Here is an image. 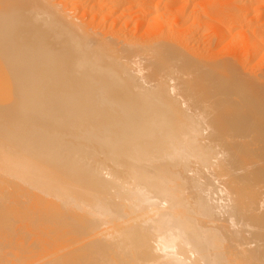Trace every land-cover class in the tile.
<instances>
[{
  "label": "bare ground",
  "instance_id": "bare-ground-1",
  "mask_svg": "<svg viewBox=\"0 0 264 264\" xmlns=\"http://www.w3.org/2000/svg\"><path fill=\"white\" fill-rule=\"evenodd\" d=\"M0 125V264H264V0H0Z\"/></svg>",
  "mask_w": 264,
  "mask_h": 264
},
{
  "label": "rangeland",
  "instance_id": "rangeland-1",
  "mask_svg": "<svg viewBox=\"0 0 264 264\" xmlns=\"http://www.w3.org/2000/svg\"><path fill=\"white\" fill-rule=\"evenodd\" d=\"M207 31H208V30H207ZM207 31H206V32H207ZM206 35L210 36V35H209V31H208V34H206ZM208 36H207V38H208ZM205 37H206V36H205ZM214 48H215V47H213V49H214ZM215 49L217 50V48H215ZM223 52H224V51H223ZM223 52H219L218 55H223V54H225V52H224V53H223ZM220 53H221V54H220ZM0 126H1V125H0ZM42 245H43V244H42ZM43 247H46V248H47V247H49V246H47L46 244H44V246H42V249H44ZM37 250H38V249H37ZM40 250H41V249H40ZM38 251H39V250H38ZM37 253H38V252H37ZM38 254H39V255H38ZM38 254H37V256H39V257L42 259V261H44V259L47 257L46 253H43V257H42V252H41V251H40ZM40 255H41V256H40ZM64 255H65V254H64ZM64 255H61L60 258L62 259V258H63L62 256H64ZM68 255H69V254H67L66 256H64L65 258H63L62 260L59 258V256H58L57 259H56V258H53V259H55V261H57V263H58V261H59V263H61V262L64 263L63 260H64V259H67V260L65 261V263H66V262H68V261L70 260V258H71V255H70V256H68ZM48 257H49V255H48ZM48 257L46 258L47 260L52 259L51 256H50V258H48ZM69 257H70V258H69ZM71 259H72V258H71ZM65 263H64V264H65Z\"/></svg>",
  "mask_w": 264,
  "mask_h": 264
}]
</instances>
